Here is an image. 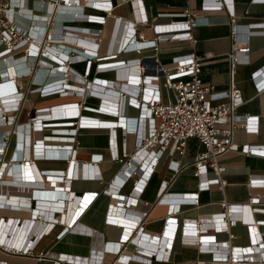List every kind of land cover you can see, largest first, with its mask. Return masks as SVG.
Instances as JSON below:
<instances>
[{"label": "crops", "instance_id": "crops-1", "mask_svg": "<svg viewBox=\"0 0 264 264\" xmlns=\"http://www.w3.org/2000/svg\"><path fill=\"white\" fill-rule=\"evenodd\" d=\"M54 1L56 3L52 5L56 6L59 4L57 9L63 14L62 19H66L69 26L74 29L67 35V41H73L77 44H69L66 41L65 43L62 42L61 45L69 44L77 49L76 56L73 59L81 57L82 63L72 65L71 68L76 72L83 75L87 69V61L92 60L95 55L97 57H104L115 54L116 59L112 61L113 63L135 62L134 60L139 58L157 57L161 64H167L192 56L202 58V81L215 86L217 92L228 90L232 81L240 91L243 101V104L237 109V115L254 118L251 119L250 123L247 122L248 128L236 130L234 143L239 148L244 145H251L254 148L264 150V90L260 89L264 85V0H230L231 12L198 13L195 24L191 29L194 42L178 40L163 41L155 45L148 44L140 54L136 53V49L141 50V48H138L137 44H135L140 39H138V36L137 38L131 37L129 39L128 34H132L135 31L136 35L143 36V42L150 43L156 37L153 32L154 26H164L183 20L182 15L186 10H200L204 0H139L144 14L148 18L147 25L134 24L136 6L133 4V1L135 0H79L77 5L73 2L69 3V0H66V2L63 0L65 3L62 0H47V4L43 0L32 1L43 12L47 9L46 14H40V16L44 14L50 16L49 19L47 18V26L52 16L50 11L55 8L49 2ZM102 1L111 4V12L106 16L105 24L88 23L87 19L90 17L105 16L103 12L89 5L90 3L91 5L93 3L99 5ZM34 9L38 8L34 7ZM29 10L31 14L28 17L39 15L33 9L29 8ZM232 20H234L237 26L236 40L238 44L246 45L249 48V53L245 55L247 62L237 65L231 78L228 55L232 48ZM59 23L60 29L56 28L58 26L52 27L49 29V32H51L52 37L60 40L62 38H59L57 34H60V31L63 30L60 26L62 20ZM38 28L42 31V26ZM89 29L100 30V34L98 36L90 34ZM32 32H36L35 29H32ZM40 38L41 36L38 37V39ZM127 39L131 40V44L126 47V43V50L121 53L124 42ZM55 49L58 50V48H52L50 51L63 63L62 69L65 70L68 64H65L66 62L62 61L60 56H63L65 59L69 58L67 55L69 51L63 53L64 55H58ZM61 49L59 53L64 52ZM1 59V72L13 68L17 77L22 76L20 74L21 68L18 66L14 67L15 64L21 63V61L17 60L13 62V59L7 58V56ZM126 67L128 68L115 67L108 72L96 74L95 65L92 63L87 79L88 83H76L78 87H82L80 96L75 98L65 97L62 98L61 102L50 100V102L47 101L45 103L46 106L44 105L40 108H48L49 110L52 107L62 105L64 109H54L57 113L59 111V113L56 117L51 118L71 119L68 116H64L70 111L74 112L72 110L74 108L69 111L71 107L67 106V104L79 103L86 89L95 87L93 91H96L97 87L103 90V93L99 95L105 99L103 106H111L110 108L116 112L118 111V100H108L110 97H117L116 95L119 90L114 88V85L120 82L118 85L121 86L122 82L128 80L126 77L131 78L132 83L123 86L129 87L135 84L134 79L137 73L135 72L134 64L131 66L127 65ZM261 69L262 71L257 76L256 81H253L251 79L252 73ZM114 70H119L120 72H114ZM55 71L59 72V69H55ZM0 77L2 76L0 75ZM94 80L99 83H94ZM50 81L52 80H48L47 83H50ZM100 82H103V84ZM6 83L3 87H0V114H6L12 119V117H15L16 105L19 104L18 100L8 101L19 97L12 91L15 88L14 82L6 80ZM104 83L114 85L106 87ZM8 85L11 91L7 89ZM66 88L65 91H71V87L68 86ZM161 95L166 100L164 91ZM48 103L50 105L47 106ZM98 105L99 101L94 98H88L85 102V106L90 108H98ZM137 114L138 112L133 108H129L126 102L122 105L120 114L122 119L124 117L126 119L134 118ZM81 115L91 117L96 121H116L114 118H107L94 113L82 112ZM41 119L38 118V121H41ZM15 121L16 119H14L11 125L0 126V147L3 145L2 138L4 132H10L13 124L15 127L17 125L18 128L21 127L19 124H15ZM100 124L98 126L105 128L78 130L75 136L78 144L73 147L76 150L75 156L71 159L72 151L68 147V153L62 155L65 156V159L56 162H41V159H44L45 156H59L56 153L47 154L44 148L47 145L49 149L50 147L62 148L64 144L68 145L70 143H60L58 140L45 141L42 134L36 133L33 143H38L36 148L35 146L33 147L31 138H29V146L33 148V151L30 148L26 151V136L29 135V132H27L29 128L26 125H23V130L17 128L18 130L15 133L18 142L17 144L15 143L16 145L11 152V158H17L19 153L23 160L5 161L0 157V169L4 166L6 167V169L2 170V173H6L7 170L9 173L11 172L8 176L5 173L3 175L0 173L2 176H0V203L18 208H0V220H2L0 221V239L1 241L6 240L5 246L3 244L0 245L1 264H4V262H7V264L57 263L53 257H47L45 260H38L39 256L8 258L1 251L6 247L7 243L14 245L15 239L12 237L14 228L11 224H14V222L17 224L19 220L21 223L26 220V224L23 227L28 225L32 229L36 225V229L33 232L34 236L28 233V236L25 235L22 239L18 240L21 248L31 247L35 255H40V253L47 254L48 256L61 254L71 258H86L87 260H91L93 258L92 254H95L102 257V264H111L116 258V252L112 248H117V245H120L118 248H121L120 239L123 238L126 228L129 231H127V237H124V241L126 242L127 239L129 241L123 245V255H131L136 247L152 249L156 246V248L160 249L159 245H162L163 251H160V255L163 257L168 254L169 257L167 262H161L139 256L132 258L129 264H213L211 263L213 256L228 257L233 251L241 252V264H256L249 261V258H258L261 254H264V184L252 186L251 181L264 179V157L246 155L240 151L230 152L221 157L220 163L225 166V172L222 175L225 185L221 189L217 186H212L209 191L200 192L198 195V205L193 206L184 201H186L185 198H188L190 194L198 192V184L200 182L199 178L195 176L194 159L198 153L203 151V148L195 139L187 142L183 154L178 152L164 154L143 190L139 192L137 187L141 184L140 181L138 182L140 175L129 179L123 187L118 186V182L123 180L120 174L122 164L114 162L110 158L109 131L107 127L110 128L112 124L118 125L120 123ZM39 126L41 125L37 127ZM113 128L116 129L118 152L125 151L130 156H133L136 139L134 134H122L118 126H113ZM142 128L143 125L141 124L140 129ZM58 132L56 136L64 133V131ZM93 155L97 158L102 157V161L99 163L92 162L90 165V159ZM170 162L180 163L177 172L172 171L169 166ZM90 168H92L91 171H89ZM93 168L101 176L100 180L82 178V176H88L90 172L93 174ZM18 169L20 172L22 170L20 183H24L25 185L33 183L39 186L44 182L47 193H51V189L56 187L59 193H62L60 199L63 201H58L59 199L56 198L47 197V199H44L42 197V200L40 199V201H37L38 204H35L37 209L35 213H31L28 207L30 206V202L35 198L33 196L32 199V194H30L33 187L29 185L23 186L26 189L24 193L16 194L15 183L17 181L9 183L10 179L16 176L15 173ZM42 171L46 175L58 176V178L50 179L55 183L54 186L53 184L48 186V182L42 179V176H39ZM26 172H28L30 178L32 177L31 181L23 180L24 175L27 177ZM66 176H68V180L76 176L69 191L65 188L64 181ZM7 177L9 178L7 179ZM143 178L142 180L145 181L146 179ZM206 178H213V175L209 172ZM39 179L42 181L38 182ZM34 193H37V191H33V195ZM84 193H87V196H91L93 193L97 195L95 200L90 204L88 203L89 199L77 198L78 194L83 195ZM120 198L123 199L121 200ZM129 201L134 203L128 205ZM224 201L228 205L242 208L239 213L234 215L237 224L230 228L228 233L225 231H215L217 224L214 218L221 217L224 213L221 207V203ZM53 202H56V204ZM170 204L178 208L176 215L169 213ZM47 207L51 209L50 212H47ZM144 213L148 214V217L142 224L141 233H138V228L135 230L133 226L125 227L118 223L134 220ZM53 214L55 215L54 217H52ZM59 214L61 217L57 220L59 224L56 226L57 223L50 221H54L56 215ZM109 217L115 219L117 223H108ZM169 217H173L175 219L173 223L177 224L175 233L171 237L166 232ZM51 223L55 225L53 230ZM17 225L19 227V224ZM184 225L193 226L190 230L196 229L195 232L189 235L182 233ZM10 227L12 230L11 234H6L5 230ZM42 231H44L43 234ZM37 235H40L38 239L36 238ZM230 235H232V238H229ZM256 235L261 237L262 247L252 242V237ZM41 236L43 237L41 238ZM132 239L135 242H130ZM107 245L110 249H106ZM169 245H171L170 251Z\"/></svg>", "mask_w": 264, "mask_h": 264}, {"label": "built area", "instance_id": "built-area-1", "mask_svg": "<svg viewBox=\"0 0 264 264\" xmlns=\"http://www.w3.org/2000/svg\"><path fill=\"white\" fill-rule=\"evenodd\" d=\"M17 1L20 4L22 0H0V57L7 56V58L13 59L14 55H17L20 52H24L25 58L31 59V56L35 55V58L33 60L39 61V64H47L45 56L47 55L48 47H44V50L42 51L40 47H38V50H36V52L32 54L30 51L32 50V40L35 39V35H30L28 33L31 30L24 31L23 29H20L17 26V10L14 7L15 2ZM71 2L72 0L69 1V3ZM75 2V4L77 5L79 0H75ZM229 2L230 0H204L200 10H186L185 13L182 15L183 20L175 21L164 26H154L153 32L156 37L150 43L143 42V36L136 35L135 31H133L132 34H128L129 39L131 37L137 38L138 36V39L140 40H138L135 44H137L136 46H138V48H141V50L136 49V53L139 54L142 50H144V48L148 44L155 45L163 41L178 40H188L194 42L193 37L191 35V29L195 24V19L197 18L198 13H209L219 11H226L227 13L229 11L231 12ZM49 3H51V5L53 4V2ZM133 4L136 6L134 24L147 25L148 18L144 14V10L141 8L139 0L133 1ZM89 5L92 8L98 9L103 12L105 16H97L93 18L90 17L87 19V22L92 24L104 25L106 16L111 12V4L106 1H102V3L99 5L96 3H93L92 5L90 3ZM61 26L64 30H74L72 29V27L69 26V23L66 19L65 21H62ZM236 28L237 26L235 25L234 20H232V48L230 54L228 55L229 74L231 78L234 74L235 67L239 64H245L247 62L245 55L249 53V48L246 45L238 44L236 40ZM40 32L41 30L37 31L39 35ZM89 33L98 36L100 34V30L89 29ZM49 37L50 34L47 35L46 40L50 42L51 39ZM129 39L124 42L123 50L121 51V53L125 52L126 47L131 44V40ZM48 43L47 46L49 45ZM26 45H28V48H26ZM61 48L63 49L64 53L69 51L67 54L69 55V57L76 56L77 49L74 48L72 45L62 44ZM44 52H46V54ZM79 53L81 54V52ZM90 54L93 55L92 53ZM115 57V54L106 55L104 57H97L95 55L92 60L87 61V69L83 75L71 68L72 65L82 63V59H80L76 63L69 64L68 70L63 71L64 74L68 72V74L70 75V78H68L69 80L63 77L62 79H59L58 82H54L52 84L47 83L48 85L45 84L42 87L36 89L39 90V93L43 95L41 97L44 98L45 96H47V94H52L59 91L52 90L49 92H43L47 89V86H56L57 84H60L63 86L64 89H62V92H58V95L64 93L66 87L69 86L73 88L74 91L65 92V94L68 95L69 93H75L76 96H80V91L82 87H78L76 83H88L87 79L90 73L92 63H94L95 65L96 74L108 72L110 70H113L115 67H123L125 69L128 68L126 67L127 65L131 66L132 64H134L135 72L137 73L134 79V86H123L125 84L128 85L129 83H132V81L130 80L131 78L129 77H126V79L128 80L122 82L121 86L118 85L120 82H118V84L116 85L111 83H104L106 87H112L114 85V88H117L119 90L118 94L116 95V98H108V100H118V111L116 112H114L112 108H110L111 106H103V101L105 99L99 96L103 93V90L100 91L97 87L96 91H93V88L95 87H92L91 89H86L84 91V95L81 97L82 100H80L79 103L76 102L72 104H67V106L74 108V111H79V113L75 116L74 119H72L74 120L73 123H71L72 125L67 124L64 125L66 126L65 129L53 131H64L65 133L69 134H59L58 136H56V134L52 136L43 135L44 140L49 138L57 139L56 137H59L62 140H67V143H70L62 148L52 147L49 149V146H46V153L49 152L51 154H59V156H48L51 157L52 160H61L59 158L64 157L62 156L64 153H68V147H70L72 151L71 159L75 156L76 150L73 149V147L74 145L78 144L75 139L78 130H92L105 128L103 126H98L97 124H91L90 122H87L96 120L91 117L81 115L82 112H88L92 114L94 113L103 117L116 119V121L97 120L100 123H121L123 121L124 125H117L121 133H133L136 138L133 156H130L125 151H122L121 153L118 152L116 144V129L107 127V130L109 131L110 158L112 161L122 164L120 174L123 180L118 182V186L123 187L124 184L129 181V179L133 178L134 176L140 175L141 179L139 178L138 182L140 181L142 185L140 184V187L138 186L137 190L141 192L144 186L146 185L147 181L150 179V176L154 173L159 163V160L163 157L164 154H174L176 152L183 154L187 146V142L189 140L195 139L198 144L203 148V151L198 153L194 159L195 176L199 178L200 182L198 184V192L190 194L188 198H185L186 201L184 202L190 203L193 206H197L198 195L200 192L209 191L212 186H217L221 189L225 185V182L222 180V175L225 172V166L220 163L221 157L230 152L237 151H240L241 153L246 155L264 157V150L254 148L251 145H244L239 148V146L234 143V134L236 130H245L246 128H248L247 122L250 123L251 119L254 118L240 117L237 115V109L243 104V101L241 98L240 91L236 88L232 81L228 90L224 92H217L215 86L204 83L202 81V58L192 56L167 64H161L158 61L157 57L139 58L137 60H134L135 62L127 61L126 63H113L112 61L116 59ZM56 69L61 70L62 66H56ZM118 71L119 70H114V72ZM261 71L262 69L252 73L251 79L253 81H256L257 76ZM72 76H74V79L71 78ZM48 77L50 78V76ZM93 82L99 83L96 80H94ZM71 83H73L75 86ZM100 83L103 84V82ZM16 86L17 89H15V94L22 95L19 92L17 84ZM260 89L264 90V85L261 86ZM163 91L166 94V100H164L161 95ZM88 98H94L98 100V108H90L88 106H85V102ZM125 102L127 103V106L129 108H133L138 112L136 117L128 119L124 117V119H122L120 114L122 111V105ZM75 106H77V108H75ZM17 110L15 112H17ZM40 113H47V108L43 110H37V112L34 114V117L31 118V123L37 122L38 115ZM13 119L14 117L10 119V117L6 114H0V126H7L8 122ZM42 122L43 127L49 126L47 124V120H42ZM138 122L143 125L142 129H140V127L137 125ZM16 128H18V125L16 126ZM47 128L43 129L47 130ZM4 133L6 134L7 132ZM4 133L2 139L6 138ZM36 145L37 144H33V147ZM3 147L4 145L0 147V152H2L1 150L3 149ZM30 149L31 151H33V148L30 147ZM20 157L22 156L18 153V156L15 159H19ZM45 158H47V156H45L42 160H45ZM66 161H68V159H66ZM90 161V165L92 162L99 163L102 161V157L97 158L93 155ZM179 164V162H170L169 166L172 171L177 172L179 169ZM91 170L92 168H90L89 171ZM209 172L213 175V178H206ZM41 174L43 177L42 179H45L48 183L51 182L49 181V178H58V176L52 177L51 175H46L44 171L40 172L39 176H41ZM75 177L76 176L68 180V176H66L64 182L66 185L65 188H67L68 191L70 190L71 184L75 180ZM82 178L88 180L93 179L98 181L101 179V176L98 175L96 173V169L93 168V174L90 172L88 173V176H82ZM142 178L146 180L144 181L142 180ZM263 184L264 179H256L251 181L252 186ZM96 195V193H93V195L87 196V193H84L81 197L77 198L89 199L88 203L91 204L93 200H95ZM120 199L122 200L123 198ZM130 203L134 202L129 201L128 205ZM119 204L121 203L119 202ZM221 207L223 208L224 213L221 217L214 218V221L217 224L215 231H225L228 233L230 228L236 226L237 220L234 218V215L239 213L242 208L238 206L235 207L228 205L225 201L221 203ZM0 208L18 209L13 208L12 206L10 207L9 205L7 206L6 204H0ZM177 209V207H174L172 204H170L169 213L171 215H176ZM28 210L31 211V213L35 211V209H32L31 204ZM147 215L148 214L144 213L142 214V216H139L134 220H128L123 222L121 221L118 223L120 225H124L125 227L133 226L135 227V230L138 228V233H141L143 227L142 224L148 217ZM54 216L55 215L53 214L52 217ZM57 220L58 219H55L54 221L50 222L57 223ZM173 220H175L173 217H169V219L167 220L168 222L166 232L170 237L173 236V234L175 233L174 231L177 228V224L173 223ZM107 222L114 224L117 223L115 219H111L110 217L108 218ZM53 223H51L53 226L52 230L55 228V225H53ZM183 227L184 230L182 233L186 235L192 234L196 230H190V228H193V226L190 225H184ZM127 231L129 230L125 228L123 238L120 239L122 244L121 248H118V246L120 245H117V248H112V250L116 252V258L111 264H129L132 258L139 256H144L148 259H154L155 261L157 260L161 262H167L169 260L168 254L164 255L163 257L160 255V251H163V248L161 247L162 245H159L160 249L156 248V246L152 249L136 247L131 255H123V245L129 241V239H127L126 242L124 241V237H127ZM42 237L43 236H41V238ZM229 238H232V235H230ZM252 238V242L255 245L259 247L263 246V244L261 243L262 239L259 235L253 236ZM130 242L133 243L135 241L134 239H132ZM196 245L198 244L196 243ZM168 247L170 251L171 245H169ZM32 249L31 247H29L25 248L24 250L21 249L19 251H16L14 250V248H12L10 249V251L12 252V254L18 255L19 253H30ZM106 249H110V247L107 245ZM3 250L5 251L9 249L4 247ZM240 254L241 252L233 251V253L228 257L213 256L211 263L241 264L242 257ZM47 257L55 258L57 262L56 264H102V257L95 254H92L93 258H91V260H87L86 258H71L61 254L51 256L40 255L38 259H47ZM249 261L254 262L256 264H264V254H261L258 258H249Z\"/></svg>", "mask_w": 264, "mask_h": 264}, {"label": "rangeland", "instance_id": "rangeland-1", "mask_svg": "<svg viewBox=\"0 0 264 264\" xmlns=\"http://www.w3.org/2000/svg\"><path fill=\"white\" fill-rule=\"evenodd\" d=\"M32 1H34V0H31V1L22 0L21 3H20V5L23 4V6H24V3L26 2V4L29 6V8L33 9L34 11H36V14L38 13L39 15L38 16H36V15L30 16L29 17V20H27L25 18H22V19L21 18H17V25L19 27V26H21V24H23L24 25L23 28L26 29V30H27L28 26H30L31 29H35V28L37 29L38 27L42 26V31L40 32V35H39V36H41V38L37 42L38 45H39V47H40V49H41V51H42V50H44L43 49L44 47H47V43L49 42V41L46 40L47 32H49V29H51L52 27L55 28L56 26H58L60 24L59 22L61 20L62 21H65V19H62L61 18V17H63V14H61L60 10L54 8L53 10L50 11L52 13V16H51V20L49 21L48 26H47V18L50 17L49 15L48 16L45 15L46 12H47V9H45V12H43V10L41 8H39L38 6H35ZM43 2L45 4H47V0H43ZM54 3H56V1H54L53 4ZM34 7H37L38 9L35 10ZM46 8H47V5H46ZM41 13H45V14L43 16H40ZM56 16H59V17H56ZM30 18L33 21H30ZM56 28H59V26L56 27ZM61 28H62V26H61ZM36 33L37 32H35V35L37 37V35L39 33H37V34ZM34 42H36V41L34 40ZM62 42L65 43L64 41H60L59 39H56L55 37H53L51 44H50V42L48 43L49 44V48H58V50H60L61 49V43ZM67 43H69V44H72V43L77 44V43H75L73 41H69V40L67 41ZM49 48H48V50H50ZM0 50H1V48H0ZM55 50H56V52H58L57 49H55ZM48 55L51 56V59H54V61L57 60L56 56H54L52 53L51 54L48 53ZM1 58L2 57H0V61L2 60ZM17 59L18 60L19 59L20 60L21 59H24V61L21 60V61H23L22 63H20V62L17 63L18 66L21 67L22 65H24V66L26 65L28 67V68H26V73L25 74L23 73L22 70H20V74L22 76H21L20 79H18V80L16 79V82H14V84H17L18 85L19 92L22 94L21 97H20L21 98V101H20V103L18 105V110H17V107L15 108L17 110V112L15 113L14 119H16V121H17V122L15 121V124H19L21 126V127H19L20 130L21 129L23 130V128H22L23 125L24 126L25 125L26 126H28V125L32 126L33 125V123H31V118L34 117V114L37 112V110L41 109L40 107H43L47 101L50 102V100H57L58 102H61L62 101V98H65V97H73V98H75L77 96H76L75 93H69L68 95L65 94V93H63V94L61 93L60 95H58V92H57V93H52L50 96H47L46 98H42L41 96H43V95H41V93H39V90H36V89L39 88V87H42L45 84L48 85L49 83L47 84V81L51 78V77L49 78L48 76H50L51 74L49 75V71L47 69H44L45 67H43L42 65H40L39 64V61L33 60L34 58H31V59L25 58V53L24 52H20L19 54L14 55L13 62L14 61H17ZM49 59H50V57H49ZM64 61L67 62L66 59ZM68 61H69V58H68ZM55 62H57V64H58L57 66H59V65L62 66V64H63L59 60H57ZM47 64L49 65V67H46V68H51V67L54 68L55 67V64L49 63L48 61H47ZM65 64H67V63H65ZM17 65H15V66H17ZM55 72L56 71L54 70L53 73H55ZM53 73H52L51 76L52 77L54 76V78L51 79L52 80V81H50L51 84L54 83V82H58L59 79L63 78V75H64V73H60L59 76H55V75H53ZM23 74H24V76H23ZM68 78H70L69 75H68ZM71 84H73V83H71ZM59 86H60V84H57L56 86H54V85L53 86H47V89L48 90H45L43 92H49V91H52V90H54V91L55 90H59V89L62 88V86H60V87ZM9 88L10 87L8 85L7 89H9ZM9 90L11 91V89H9ZM12 91H14V90L12 89ZM66 92H68V91H66ZM48 105H50V103H48L47 106ZM58 108H61L62 109V108H64V106L61 105V106L53 107V108L47 110V113H42V114H39V115H48V113L50 112V110H54V109H58ZM51 117H56V116L50 115L49 117H45V118H48L47 119V122H48L47 124L49 126H47L48 128L42 126V129H39L38 130V134H42V135H46V136H52L54 134L57 135V133H59V132H56V131H53V130L65 129L66 126H64V125H67V124L72 125L71 123H73V121H74L72 119L75 118L74 117V118H71V119H49ZM14 119L11 120V121H9L8 122V125H11L14 122ZM57 120H59V121H57ZM67 120H71V121H67ZM55 127H61V128H55ZM11 128H12V130H10V132L7 131L6 134L4 133L6 138L5 139H2V141L4 143L3 144L4 147L1 150L2 152H0V157L3 160H5V161H14V160H16L15 158H11V155H12L11 152H12L14 146L18 142V140H16V133H15L16 130H18V129L15 127L14 124L11 126ZM43 128H47V130H44ZM27 132H29V135H27L26 137L29 136V138H31V142L33 144L34 143V140H35V137H36V131L34 129L33 130L30 129ZM61 134H66L67 135L69 133H65L64 132V133H61ZM56 138L57 139H46L45 141H47V140H62L59 137H56ZM63 141L64 142H67V140H63ZM36 146H35V148H36ZM64 146H67V144H64L62 147H64ZM50 148H52V147H50ZM1 158H0V160H1ZM35 159H36V157H35ZM59 159L64 160L65 159V156L62 157V158H59ZM17 160H20L21 161V160H23V158L20 157ZM61 160H54V159L52 160L51 157H48L47 156V158H45V160H42L41 162H45V161L46 162H53V161L56 162V161H61ZM36 163H39V162H36ZM3 169H6V167L4 166L2 169H0V171L3 170ZM11 181L12 180L10 179L9 183ZM6 182H8V181H6ZM50 183H48L49 186L51 184H53V183H51V184ZM0 193H1V191H0ZM59 217H60V215H56L55 219H58L59 220ZM41 223H42V220H41ZM58 224H59V222H57V225L56 226H58ZM33 236H34V234H33ZM1 251L6 256H8V258H13V257H31V256H37V257L39 256L40 257V255H47V254H41V253H40V255H35V253H34L33 250H31L30 253L29 252H25V254L19 253L18 255L12 254V252L10 250H5L4 251L2 249ZM41 260H45V259H41ZM4 263L7 264V262H4Z\"/></svg>", "mask_w": 264, "mask_h": 264}, {"label": "bare ground", "instance_id": "bare-ground-1", "mask_svg": "<svg viewBox=\"0 0 264 264\" xmlns=\"http://www.w3.org/2000/svg\"><path fill=\"white\" fill-rule=\"evenodd\" d=\"M70 1V0H69ZM65 2H66V0H65ZM72 2L73 3H76L75 2V0H72ZM19 2L17 1V2H15V4H14V7H15V9L17 10V18H25V19H27V20H29L28 18V16L31 14V11L29 10V8H27L28 7V5L26 4V2L24 3V6H23V4L22 5H20V4H18ZM17 5V6H16ZM53 7H55V9H57L58 7H59V4L58 5H53ZM20 13V14H19ZM22 13V14H21ZM52 14V13H51ZM19 16V17H18ZM33 16V15H32ZM56 17H59V16H56ZM50 18V17H49ZM48 18V19H49ZM62 18V17H61ZM58 19V18H57ZM26 21V20H25ZM30 21H33V20H31V18H30ZM24 22V21H23ZM19 23V22H18ZM22 23V22H21ZM25 24V23H24ZM18 26V25H17ZM24 27V25L23 24H21V26H19V28L20 29H22ZM23 30L24 31H26V29H24L23 28ZM27 30L29 31V30H31V31H29L28 33L30 34V35H35V33L34 32H32V29H31V27L29 28V26H28V28H27ZM35 30H37V31H39V28H35ZM36 31V32H37ZM71 30H61L60 31V34H57L58 36H59V38H62V39H60V41H64V42H66L67 41V35H69L71 32H70ZM37 34V33H36ZM48 34H50V43L52 42V39H53V37L51 36L52 34H51V32H47V35ZM73 34H75V33H73ZM38 36V35H37ZM35 37V41L36 42H34V40H32V44H33V46L31 47V49H34L33 51L31 50L30 52L32 53V54H34L35 52H36V50H38V47H39V45H38V41L40 40V39H38V37H36V35L34 36ZM48 48H49V45L47 46ZM26 48H28V45L26 46ZM48 48H47V55L45 56V59L49 62V63H53V64H55L56 66L58 65L57 64V62H55V61H57V60H59V59H57V60H55L54 61V59H51V56H49L48 55V53L49 54H51V52L52 51H50V50H48ZM49 49H52V48H49ZM61 50H63V49H61ZM60 52V50H58V52H57V54L58 55H64L63 53L64 52H61V53H59ZM45 54H46V52H44ZM49 57H50V59H49ZM61 57V60L62 61H64L65 60V58L63 57V56H60ZM68 57H69V55H68ZM31 58H35V55H32L31 56ZM74 58V56L73 57H69V61L67 60V68L65 69V70H68V67H69V64H72V63H76L78 60H80L81 59V57L79 58H77V59H73ZM21 60H23L24 61V59H21ZM20 59L18 60V61H21ZM17 63V62H16ZM21 63H22V61H21ZM15 65H17V64H15ZM14 65V66H15ZM40 65H42L43 67H45L44 69H47L48 71H49V75L51 74L52 75V73H53V71L56 69V66L54 67V68H46V67H49V65L48 64H45V63H41ZM18 66V65H17ZM16 66V67H17ZM26 66V65H25ZM24 65H22L21 67L20 66H18V67H20L21 68V70L23 71V73L25 74L26 73V68H28L27 66L25 67ZM7 69V68H6ZM123 70V69H122ZM7 71V72H6ZM5 72H1L0 71V75L2 76V77H0V80H1V84H0V87H3L4 86V84H7L6 83V80H11V81H13V82H16V79L18 80V79H20L21 78V76H19V77H17V75H16V72H15V70L13 69V68H9V69H7ZM63 71H64V69H61V70H59V72H55V73H53V75H55V76H59V74L60 73H63ZM118 72H120V71H118ZM50 75V77L51 78H54V76L52 77ZM68 72L66 73V74H64L63 75V77H65V78H67L68 77ZM61 77V76H60ZM69 77H70V75H69ZM72 78L74 79V76H72ZM57 79V78H56ZM62 79V78H61ZM10 82V81H9ZM60 86H62V85H60ZM59 86V87H60ZM58 87V86H57ZM63 87V86H62ZM15 89H17V86H16V84H15V88L13 89L14 90V92L16 91ZM62 89L63 88H61V89H59V91L58 92H62ZM46 90H48V89H46ZM98 90H101V88H99ZM71 91H74V89L73 88H71ZM71 91H69V92H71ZM66 91H64V93H65ZM16 93V92H15ZM55 93H57V92H55ZM63 94V93H62ZM18 95V94H17ZM51 94H47V96H50ZM56 95V94H55ZM47 96H45V97H47ZM18 97L19 98H17V99H12V100H9L8 102H11V101H17L18 100V104L20 103V101H21V95H18ZM13 103V102H12ZM10 105H11V103H10ZM13 105V104H12ZM5 106V105H4ZM17 107H18V105H16ZM67 108H69V107H67ZM44 109H46V108H44ZM62 109H64V108H62ZM70 109H72V108H69V111H70ZM40 110H43V109H40ZM47 110H48V108H47ZM68 110V109H67ZM73 111H74V109H72ZM51 111V110H50ZM58 113H59V111H58ZM58 113L56 112V110H53V111H51L50 113H48L49 115H38V118L39 119H41V121H38L37 120V122H33V125L32 126H27V128H29V130H30V127H31V130H39V129H42V120L44 121V119L45 120H47L48 118H45V117H49L50 115H52V116H57L58 115ZM64 113V112H63ZM79 113V111L78 112H76V111H74V112H69V113H67V114H65L64 116H68V117H70V118H74L77 114ZM54 114V115H53ZM11 118V117H10ZM50 119H52V118H50ZM42 122V123H41ZM87 122H90L91 124L93 123V124H97V125H101L100 123H98V121H87ZM121 125H123V123H120ZM38 125H41V126H39V127H37ZM113 126H117V125H114V124H112L111 125V127L110 128H113ZM18 129H20V128H18ZM28 130V129H27ZM42 131V130H41ZM36 133H38V131H36ZM27 139H26V145H27V147H26V151H27V149L28 148H30V143H29V136L28 137H26ZM58 142H60V143H64V141L63 140H58ZM35 144H38V143H35ZM44 150H45V148H44ZM46 152V151H45ZM3 171L1 170L0 171V173H2ZM5 173V172H4ZM4 173H2V175L4 174ZM24 173V172H23ZM27 174V177H25V175H24V177H23V180L24 181H31L32 179V177L30 178V175L28 174V172H26ZM7 176L9 175V174H11V172L9 173V171L7 170L6 171V173H5ZM15 177L14 178H11V182H13V183H15L16 181L17 182H19V183H15V188L17 189L16 191H15V193L16 194H23L24 193V190L22 189V188H19V186L21 187V186H27V185H34L33 183H29V184H24V183H20L21 182V179H22V175H20V177H19V174H16L15 173ZM1 176V175H0ZM2 177V176H1ZM9 177H7V179H8ZM49 179H52V178H49ZM14 180V181H13ZM51 181V180H50ZM34 182V181H33ZM50 183V182H49ZM53 183V182H52ZM51 184V183H50ZM48 186H49V184H47ZM55 185V183H53V186ZM18 186V187H17ZM36 186V185H35ZM39 186H45V183L43 182V184L42 185H39ZM20 189H21V191H20ZM23 190V191H22ZM32 192V191H31ZM30 193V192H29ZM34 196V195H33ZM1 204V203H0ZM56 204V203H55ZM51 205H54V204H51ZM30 207V206H29ZM28 207V208H29ZM40 217V216H39ZM33 218V217H32ZM38 219V218H37ZM43 219V218H42ZM39 220V219H38ZM8 222V221H7ZM12 223V222H11ZM15 224V225H14ZM14 224L12 223L11 225H13L12 227L14 228V231H13V233H12V237H13V239H15V243H14V245H10V244H8L7 243V245H6V247L10 250V249H12V248H14V250H16V251H19V250H24L26 247H23V248H21L20 246L21 245H19L18 244V240H20V239H22L23 238V236H25V235H27L28 233H30V234H34L33 232H34V230L36 229L35 227H36V225H34L33 227H32V229H30L29 227H28V225L27 226H24L23 227V225L24 224H26V220H24V222H22L21 223V221L19 220L18 222H17V224H19V227H17L18 225L16 224V222H14ZM22 224V225H21ZM22 227H21V226ZM49 228V227H48ZM37 231V230H36ZM5 232H6V234H11V232H12V230H11V227L10 228H7V230H5ZM43 232L44 231H42V234H43ZM38 234V233H37ZM41 233H40V235H42ZM40 235H37L36 236V238L38 239V236H40ZM4 236V235H3ZM28 236V235H27ZM4 238V237H3ZM40 238V237H39ZM6 241V240H5ZM5 241H1V239H0V245L1 244H3L4 246H5ZM20 242V241H19ZM22 244V243H21ZM2 245V246H3ZM5 247V248H6Z\"/></svg>", "mask_w": 264, "mask_h": 264}, {"label": "water", "instance_id": "water-1", "mask_svg": "<svg viewBox=\"0 0 264 264\" xmlns=\"http://www.w3.org/2000/svg\"><path fill=\"white\" fill-rule=\"evenodd\" d=\"M16 174H19V177H20V175L22 174V170L20 172V170L18 169L16 171ZM41 176H42V174H41ZM41 181L42 180L39 179L38 182H41ZM29 186H32L33 187V189H31L32 190V193H30V194H32V199H33V191H37V193H34L35 198L30 202L32 209L33 210L35 209V211L37 210L35 204H38L37 201H40V199L42 200V197L44 199H47V197H49V198H56V199H59L58 201H63V200L60 199L62 197V195H61L62 193H59V191H58V189H56V187H54V188L51 189V191H52L51 193L50 192L47 193V188L45 189L44 186L43 187L42 186L41 187L40 186L38 187V186H35V185H30V184H29ZM19 188H22L24 191L26 190L23 186H21V187L19 186ZM81 196H82L81 194H78L77 197H81ZM53 203L55 204L56 202H53ZM46 205H47V203H46ZM35 211L33 212V214L35 213ZM50 211H51V209L47 207V212H50Z\"/></svg>", "mask_w": 264, "mask_h": 264}, {"label": "clouds", "instance_id": "clouds-1", "mask_svg": "<svg viewBox=\"0 0 264 264\" xmlns=\"http://www.w3.org/2000/svg\"><path fill=\"white\" fill-rule=\"evenodd\" d=\"M137 125L140 127V126H141V123H140V122H138V123H137ZM140 179H141V178H140Z\"/></svg>", "mask_w": 264, "mask_h": 264}]
</instances>
